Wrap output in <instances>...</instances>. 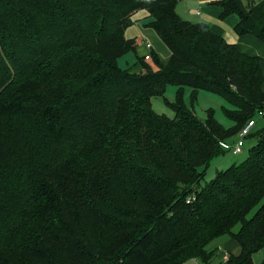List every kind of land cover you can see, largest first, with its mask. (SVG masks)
<instances>
[{
  "label": "trees",
  "instance_id": "1",
  "mask_svg": "<svg viewBox=\"0 0 264 264\" xmlns=\"http://www.w3.org/2000/svg\"><path fill=\"white\" fill-rule=\"evenodd\" d=\"M179 1L0 0V264H221L208 246L226 236L242 253L225 264H254L264 128L244 162L201 182L264 112L263 60L184 20ZM219 4L223 18L239 17L238 36L264 42V0ZM140 10L171 54L123 69ZM186 88L193 100L200 90L228 100L232 125L211 110L200 119ZM156 98L173 118L154 110Z\"/></svg>",
  "mask_w": 264,
  "mask_h": 264
},
{
  "label": "rangeland",
  "instance_id": "2",
  "mask_svg": "<svg viewBox=\"0 0 264 264\" xmlns=\"http://www.w3.org/2000/svg\"><path fill=\"white\" fill-rule=\"evenodd\" d=\"M240 1L242 2L243 6L246 7L250 3H252V1H259V0H240ZM177 8H178L177 10L178 15L182 17L184 20H187L184 16H187L191 12L196 13L197 10L200 8V5L198 4L197 0H180ZM149 20H150L149 15H147L146 17H142V14H139V16L137 17V22L134 24V27L132 28L131 31L134 36L133 38L137 41V44L140 47L144 48V52L142 53V55H140V53L136 50L135 52H130L124 55L123 57H121V59L119 60V63L123 69H130L137 62L138 57L142 58L145 55L150 54L152 52L156 53L157 56L164 61L168 60V58L170 57L167 49L165 48V45L161 43L156 33L147 26ZM155 40H157L160 45L154 44ZM145 43L151 44L152 50L150 52L149 51L147 52V49L144 47ZM237 44H238L237 46L239 49H242V48L248 49L249 54H253L252 52L257 53L256 49L252 46L248 38H244L243 40H240ZM262 59L264 60V55L262 56ZM148 63H152V61L149 60ZM177 89L178 88L175 86L168 87V91L166 93V99L168 101L170 102L175 101ZM192 93H193V90L191 88H186L185 103L188 108L193 109L195 111L196 115L200 119L205 120L207 118V111L211 110L214 112L219 123L223 124L225 127H230L232 125L230 120L225 115L226 109L227 110L232 109V105L228 102V100H226L223 96L219 94L211 93L205 90L198 91L197 99L193 100ZM153 108L159 114H164L170 118H173L175 116V112L173 111L172 108H170L167 105L166 101L163 98L154 99ZM256 120H258L259 124L256 126V129L255 128L253 129V131L255 130L253 133H256L260 129L264 128V120L262 118H259V119L256 118ZM236 138L237 137H233L229 139L226 144H229L230 146L232 142L233 143L235 142ZM255 141L256 140L254 138L247 139L243 153L241 154L234 155L232 152L228 151V153L225 156L222 155L219 158H217L212 163L211 168H209V170L207 171L201 184L204 185L210 182L217 176V174H219L221 171H224L230 168L232 165L240 164L244 162L248 156L249 148L254 144ZM263 203H264V200L262 204ZM259 207L254 209L252 213L249 214V217H252ZM239 228L240 227L238 225L234 229V231H238ZM228 239H230V237H227V236L218 238L214 240L208 246V249L218 250V255H219L220 251L225 249V246L223 245L224 241ZM233 254L235 253L233 252Z\"/></svg>",
  "mask_w": 264,
  "mask_h": 264
},
{
  "label": "crops",
  "instance_id": "3",
  "mask_svg": "<svg viewBox=\"0 0 264 264\" xmlns=\"http://www.w3.org/2000/svg\"><path fill=\"white\" fill-rule=\"evenodd\" d=\"M221 1H223V0H197L198 4L200 5V8L197 10V12L196 13L191 12L187 16H184V17L188 21H192L195 23H199V22L201 23L202 22V23L209 25V27L212 29L213 32L222 36L226 40V42H228L229 44L238 45L237 43L240 40H243L244 38H248L250 40L252 46L257 51V53L252 52L253 54H250V55L259 56L262 58V56L264 55V42L261 41L260 39H258L257 37H255L254 35H251V34H247L244 36H238L236 33V26L239 23V17L236 14H232L226 18H223L222 17L223 8L219 4V2H221ZM261 1H263V0L252 1V3H250L248 6H246V8L250 7L251 5L258 4ZM177 10H178V8H177ZM139 14H142V17H146L147 15H149L148 12L145 10H140L134 14V16L132 18L133 24L125 32V36L127 39L135 40L133 38L134 36H133V33L131 30L134 27V24L137 22V17L139 16ZM157 37H158V35H157ZM158 39L161 41V39L159 37H158ZM146 43L144 44V47L147 49V52L148 51L150 52L152 50V48L149 49L146 46L147 45ZM161 43H163V42L161 41ZM136 44H137V41H136ZM154 44L160 45L157 40H155ZM165 48L167 49L168 54L170 56L171 53H170V51L166 45H165ZM241 48H242V46H241ZM136 50L140 53V55H142V53L144 52V48L140 47L138 44H137ZM240 51H242L246 54H249L248 49L242 48V49H240ZM263 68H264V60H263ZM223 245L225 246V249L220 251V254L217 257L219 260V261L217 260V262H220L221 264H225L229 260V257H233V256L238 257L242 253V249H241L240 245L233 238H230V239L224 241ZM233 252L235 254H233ZM185 264H201V263H200V261H198L196 259H190ZM254 264H264V248L262 250H260L254 256Z\"/></svg>",
  "mask_w": 264,
  "mask_h": 264
},
{
  "label": "built area",
  "instance_id": "4",
  "mask_svg": "<svg viewBox=\"0 0 264 264\" xmlns=\"http://www.w3.org/2000/svg\"><path fill=\"white\" fill-rule=\"evenodd\" d=\"M147 47L151 49L150 44H147ZM144 58L147 61H149L151 59L150 54L145 55ZM258 117L264 119V112L263 111L259 112ZM256 124H257V120L255 118L249 120L246 123V125L238 133L235 142L229 146L228 149L230 152H232L234 155L243 153L244 147L246 145V141L248 137L250 136V134L252 133ZM194 200H195V197H190L187 202L190 203V202H193Z\"/></svg>",
  "mask_w": 264,
  "mask_h": 264
}]
</instances>
